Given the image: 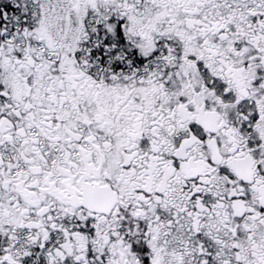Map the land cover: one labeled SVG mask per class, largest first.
Wrapping results in <instances>:
<instances>
[{"label": "snow or ice", "instance_id": "obj_1", "mask_svg": "<svg viewBox=\"0 0 264 264\" xmlns=\"http://www.w3.org/2000/svg\"><path fill=\"white\" fill-rule=\"evenodd\" d=\"M0 264H264V0H0Z\"/></svg>", "mask_w": 264, "mask_h": 264}]
</instances>
